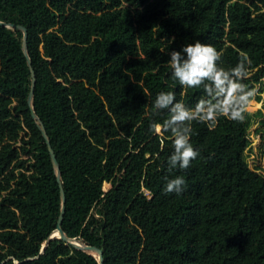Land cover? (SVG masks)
Returning <instances> with one entry per match:
<instances>
[{
	"label": "trees",
	"instance_id": "obj_1",
	"mask_svg": "<svg viewBox=\"0 0 264 264\" xmlns=\"http://www.w3.org/2000/svg\"><path fill=\"white\" fill-rule=\"evenodd\" d=\"M0 22V264H99L49 240L63 195V233L104 264H264L245 111L197 116L186 169H169L172 134L152 127L170 115L157 92L189 106L204 95L171 78V49L210 43L224 67L247 58L246 88L264 79V0H0ZM177 175L184 191L165 192Z\"/></svg>",
	"mask_w": 264,
	"mask_h": 264
},
{
	"label": "clouds",
	"instance_id": "obj_2",
	"mask_svg": "<svg viewBox=\"0 0 264 264\" xmlns=\"http://www.w3.org/2000/svg\"><path fill=\"white\" fill-rule=\"evenodd\" d=\"M174 40L175 37L168 39L170 44ZM167 55L171 78L183 88L202 87L204 92L195 106L177 99V93L173 90L159 91L153 100V108L157 112L167 110L170 113L167 119L152 125L157 131L163 128L172 134L173 150L168 156V167L186 169L200 155L190 139L192 121L197 116L201 120H214L224 114L233 119H243L254 90L246 88L243 83L249 72L246 57L234 66L224 67L220 51L213 44L200 40L185 43L179 50L171 49ZM180 95H183V90ZM185 186V178L177 175L166 179L164 191L180 194Z\"/></svg>",
	"mask_w": 264,
	"mask_h": 264
},
{
	"label": "rangeland",
	"instance_id": "obj_3",
	"mask_svg": "<svg viewBox=\"0 0 264 264\" xmlns=\"http://www.w3.org/2000/svg\"><path fill=\"white\" fill-rule=\"evenodd\" d=\"M248 88L253 89L254 94L245 108L249 144L244 158L252 169L264 176V79ZM110 188L111 184H104V191Z\"/></svg>",
	"mask_w": 264,
	"mask_h": 264
},
{
	"label": "water",
	"instance_id": "obj_4",
	"mask_svg": "<svg viewBox=\"0 0 264 264\" xmlns=\"http://www.w3.org/2000/svg\"><path fill=\"white\" fill-rule=\"evenodd\" d=\"M1 25L3 26H6L5 23H1ZM20 29L24 32V51H25V54L29 60V63L31 65V59L29 57V52H28V49H27V39H28V33H27V30L26 28L24 27H20ZM31 71H32V76H33V84H32V88H31V93H30V99H29V102H30V106L32 108V111H33V116L35 119H38V116L37 114L35 113L34 111V107H33V99H34V89H35V84H36V76H35V72L33 70V68H31ZM42 131H43V135L44 137L46 138L47 140V143H48V147H49V150L51 151L52 153V157H53V161H54V164H55V169H56V172L58 174L59 172V165H58V162H57V159L53 153V150H52V146H51V143L49 141V137H48V134H47V131L44 127V125L42 124ZM65 197L63 195V203H62V211H61V215H60V218H59V221H58V225H57V229L56 231L52 234V236L49 238L50 239H53V238H59V239H62L64 240L66 243L68 244H72L73 246H75L76 248L78 249H90V250H94L98 253L99 255V264H104V253L101 249H97V248H94V247H91V246H85V245H81L80 243L74 241V240H71L69 239L64 233H63V230H62V222H63V218H64V214H65ZM45 248H43L42 252L44 251Z\"/></svg>",
	"mask_w": 264,
	"mask_h": 264
}]
</instances>
